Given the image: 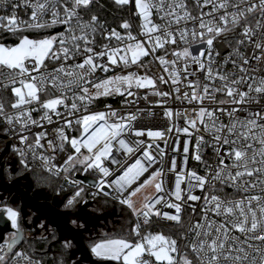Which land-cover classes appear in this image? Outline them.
Here are the masks:
<instances>
[{
	"label": "snow or ice",
	"instance_id": "snow-or-ice-1",
	"mask_svg": "<svg viewBox=\"0 0 264 264\" xmlns=\"http://www.w3.org/2000/svg\"><path fill=\"white\" fill-rule=\"evenodd\" d=\"M114 2L135 9L134 14L141 18L140 31L133 35L131 25L125 21L120 25L126 30L124 35L112 29L104 36L107 40L115 38L118 45L104 44L100 51H95L98 27L103 28L99 17L93 14L85 21L79 14L81 9L90 8L93 0H65L63 4L60 0H36L34 4L23 0L25 6L33 9L30 21L18 19L16 8L20 5L17 4L12 5L11 15L0 16V29L16 37L12 44L0 41V70H6L0 71V75L5 76L0 84L13 94L10 107L17 110L15 115L7 114L5 104L0 100V118L9 126L6 132L15 131L12 126L19 124L20 142L26 143L28 137L22 133L29 129V125H38L32 112L43 110L40 120L51 124L53 115L62 116L60 108L69 116L83 108V114L75 119L76 125L80 126L78 137H69L61 127L59 144L46 141L53 153L57 150L63 152L65 145L73 150L61 165L54 163L55 155L37 152V149H45L41 140L46 139L47 133H37L34 143L28 144L27 148L33 160H39L46 172L56 177L63 173L65 182L76 189L67 197L66 209L73 210L78 203H88L84 198V181L70 175L80 171L97 176L91 185L96 191L89 193L94 199L101 194L107 197L115 193L113 198L132 211L135 223L128 236L105 235L89 245L91 255L95 257L93 264H264V104L261 103L264 101V75H258L264 71V0H194L198 15L192 14L186 0H171L167 5L166 0ZM0 4L7 7L8 0H0ZM205 8L208 11H204ZM153 10L161 20L170 19L166 24L154 23ZM49 11L51 20H44ZM257 12L259 18L253 24L250 17ZM181 21L198 22V25L194 23L191 29L184 27L172 31V23L180 24ZM57 25H63L64 31L44 37L26 34ZM178 40L184 46L173 48L169 53L165 46L176 45ZM232 41H235L234 45ZM216 44H224L230 51L214 68L216 58L220 57ZM249 47L252 48L250 55L247 52ZM160 50H164L165 55L157 56ZM167 55L173 59H167ZM77 57H80L78 62ZM149 57L159 62L167 79L164 75L139 74L143 68L151 71L153 60L145 62ZM179 61L183 64L177 68ZM49 62H55L51 69ZM229 63L234 70L222 71ZM133 66L136 71L115 73L116 68L130 69ZM98 71L105 76L98 78ZM109 72L114 74L107 75ZM200 73L208 83L201 86L199 79L187 80L188 76ZM182 76L191 90L190 94L184 92L183 98L199 106L193 109V117L185 116L188 126L175 130L188 133L190 126L199 131V123L205 131H212L218 164L214 172L209 170L201 176L195 170L177 172L176 160L172 159L168 171L175 174L173 188L166 190L162 166L165 152L159 144H155L157 153L154 154L152 149L157 138L163 139L173 129L138 128L136 122L142 111L139 108L123 115L111 104H106L103 111L89 112L88 109L95 100L116 95L124 97V105L135 104L136 99L129 100L128 97L138 99L140 89H150L153 95L168 97L169 92L157 89V80L161 83L170 80L178 94L177 99H180ZM217 81L219 87L215 86ZM49 92H52L51 98L41 100V94ZM217 94L223 97L219 101ZM143 99L148 97L145 95ZM205 101L216 107L204 106ZM217 113L226 114L229 123L220 121ZM238 113L246 115L241 118ZM165 115L171 117L173 113L168 109ZM72 124V120L64 117L65 126L71 128ZM202 141L203 136H199L193 157L198 162H203L200 155ZM14 150L21 156L20 163L28 169L25 152L19 148ZM173 150H180L178 141ZM183 152L187 154L189 148L183 147ZM158 163L161 166L153 168ZM184 164H187V156ZM209 177L245 195L239 199H224L215 194L203 196L200 219L190 222L179 238L163 232L154 233L150 229L153 218L183 227L185 206L192 207L195 213V207L188 202L202 199L193 190L199 188L203 191ZM258 185L259 194H248ZM211 187L215 190V184ZM148 188H153L154 193H146L144 201L137 207L134 198ZM167 210H174V213ZM2 218H6L15 229L10 233V239H5L0 232L3 241L0 253H4L0 255V264H5L7 252H12L24 239L21 226L24 218L19 207H13L7 198H0ZM80 219L79 215L75 219L69 216L70 222L78 229L86 230L85 223H78ZM79 235V232L74 233L72 239ZM181 241L187 242L183 250ZM64 247L71 249L72 240L66 237ZM19 259L32 264L31 257L22 251L15 253L14 260Z\"/></svg>",
	"mask_w": 264,
	"mask_h": 264
},
{
	"label": "built area",
	"instance_id": "built-area-1",
	"mask_svg": "<svg viewBox=\"0 0 264 264\" xmlns=\"http://www.w3.org/2000/svg\"><path fill=\"white\" fill-rule=\"evenodd\" d=\"M111 3L114 5L118 6L114 0H109ZM42 2V0H41ZM65 0H60V3L63 4ZM168 2H171V0H166V5ZM30 3H36V0H30ZM94 3V0H93ZM92 3V4H93ZM188 9L192 12L193 15H198L199 14V9L196 8L194 0H186ZM17 4L20 5L19 7L16 8V15L18 19L20 20H25V21H30L31 13L33 9L31 7L25 6L23 4V0H8L7 7L3 6L0 4V16H9L12 13V5ZM165 5V7H166ZM59 7V5H58ZM122 7V6H120ZM127 9L126 12V21L131 25V32L133 35H137V33L140 31V25H141V18L137 15L134 14L135 9L130 7V6H124ZM231 10V9H229ZM179 11V10H177ZM204 11H208L207 8L204 9ZM62 13V9H61ZM80 16L83 17L85 21L90 20L91 15H93V8L92 5L88 9H81L80 10ZM99 17V16H98ZM259 18V13L257 12L254 16L250 17V20L252 23H255V20ZM44 20H51V12H47L44 17ZM152 19L154 23L157 24H166L168 19L170 18H165L164 20H161L159 18V15L153 10V16ZM100 24L103 25V28L98 27V31L95 36V51H100L102 50V45L104 44H110V46L115 47L118 45V41L115 38H112L111 40H107L104 38L105 35H107L108 31H111L112 29H116V31L120 32L122 35L125 34L126 30L122 29L121 27H113L106 23L103 19L99 17ZM75 24V21H73ZM194 23L198 25V22H193V21H188L185 23L184 21H181L180 24L172 23L171 25V30L176 31L179 28H184L187 27L191 29L194 26ZM107 30V31H106ZM64 31V26L63 25H57L48 29L44 30H39V31H30L26 33L30 37H44L48 35H55L58 32H63ZM238 31V30H237ZM31 33H37L38 35L35 36ZM31 34V35H30ZM16 40L15 36H12L10 33L5 32L3 29H0V41H3L8 44L14 43ZM233 45L235 44V41H232ZM184 45L180 43V41H177L176 45H166V49L170 53L173 48H182ZM216 49L220 52V57L216 58V65H214V68L219 66L222 63L223 58L228 54L230 51V48H228L224 44H216L215 45ZM252 51V48L249 47L247 52L250 55ZM157 56L159 55H165L164 50H160L156 54ZM167 59H173L171 55L166 56ZM80 60V57H77V62ZM153 60L152 57L146 58L145 62ZM69 63H72V61H69ZM253 64H255V61H252ZM183 61H179L177 63V68L182 67ZM55 66V62H49V69ZM191 70V69H190ZM224 72L228 71H233V66L231 63L228 65L224 66L222 69ZM0 71H5L6 70H0ZM129 71H136L135 66H133L130 69H121V68H116L115 73H122L126 74ZM147 72L149 76H158V75H164L165 78L167 79V73L163 71V68L159 65L158 61L153 60V63L151 65V71H148L146 68L140 69L139 74L143 75ZM113 72H109L107 75H113ZM258 75H264V71L260 72ZM96 76L98 78H103L105 76V73L103 72H97ZM199 79L201 86L204 83H208V81L204 80V75L203 73H200L198 76H188L187 80H197ZM5 76L0 75V81H4ZM187 80L183 78L182 76V82L179 85L180 87V99H177V93L174 90V86L171 85V81L169 80L168 83H161L159 80H157V89L161 92H169L170 95L168 97H160L152 94V90L150 89H140L137 92L138 99L136 97H128L129 100L136 99V103L132 105H124V97H120L119 95L116 96H110V97H101L97 100H95L92 104L89 105V112H95V111H103L105 110V105L106 104H111L113 109H116L119 114L123 115L128 112H136L137 108L141 109L142 111L138 114L139 119L136 122V126L138 128H145V129H152V130H159V131H166L168 128H172L173 130L171 133H166L163 139L157 138L155 140V143L153 145L152 152L155 154L157 153V149L155 147V144H159L160 149H162L165 152V155L162 158V166L164 170V187L166 190L172 189L173 188V182H174V173H171L168 171L170 167V161L172 159L176 160V165H177V172H184L185 169L187 170H195L198 175L205 176L206 173L211 170L215 171L216 165L218 164V158H217V153L214 150L215 146V141L213 137V132L212 131H205L203 126L200 125L199 123L197 124V127L199 128V131H196L192 129L189 126V132L184 133L183 131L177 132L175 130L176 127H179L183 129L184 127L188 126L186 123L185 116L187 115L188 117H193L195 113L193 112L194 108H197L199 105L196 103H188L186 99L183 98L182 94L184 92H191V90L187 87ZM217 87L220 86V82L217 81L216 85ZM135 90V89H134ZM52 92H49L47 94L42 93L41 94V100H45L47 98H51ZM55 95H60L59 92H55ZM69 96L72 95L71 92L68 93ZM147 96L148 99L144 100L143 96ZM223 97L220 94H217V101L222 99ZM0 100H2L5 104V109L7 114L9 115H15L17 110H14L10 107V104L13 102L14 97L13 94L11 93L10 90H5L3 88V85L0 84ZM69 105L71 104V101H67ZM264 104V101L261 102ZM204 106L213 108L216 107L214 104H209L208 101H205ZM225 107H230L229 105H226ZM253 107H256L253 105ZM170 109L173 113L171 117L165 115V111ZM62 113L61 117H57L53 115V123L49 124L47 121H41L40 117L43 115V110L40 111H35L32 112V117L33 119H36L38 121V125H29V129L25 130L22 134L26 135L28 137V141L26 143H21L19 136H20V125L19 124H14L12 127L15 128V131H7L6 130L9 128V126L4 122L3 118H0V131L2 132V135H0V148H5L7 144L10 145L11 148V153L14 155H19L18 152H16L14 149H21L25 152L27 156V161L30 166L37 167L44 171L46 174L58 178L61 180L60 183V189L64 192L63 196V201L66 203L67 197L72 195V193L76 190L73 188L69 183L65 182L64 179V174L61 173L59 177H56L54 175L49 174L44 170L42 167L41 163L39 160H33L31 153L28 151L27 145L28 144H33L35 141V137L37 133H47L46 139L41 140V143L45 145V149H37V152L39 153L40 151H44L45 155H55V161L54 163L57 165H61L63 161L66 159L67 155L70 154L73 150L70 148V146L65 145V150L63 152L57 150V152L53 153L50 148H48L46 141L47 140H52L53 143L59 144L60 141L58 139L59 136V129L61 127L64 128L65 133L69 137H78L80 135V126L76 125L75 119L83 114V108L81 107L80 112L76 113L74 116H69L67 112L64 111L63 108L59 109ZM176 113H180L179 116L176 115ZM219 116V120L222 121L224 124L229 123V119L226 114H221L217 113ZM238 116L243 118L246 113H238ZM64 117H67L68 119L73 121V124L71 128L67 127L64 125ZM199 136H203V141L201 142L200 145V155L202 157L203 162H198L194 160V155L196 153V143H197V138ZM178 141V147L179 151H174L173 146L177 143ZM149 142H151L149 140ZM187 146L189 148V152L185 154L183 152V147ZM227 146H225L226 148ZM259 147V145H257ZM1 150V152L3 151ZM84 151V150H82ZM9 154V155H10ZM185 156H187V164H184V159ZM161 164H155L153 165V168H159ZM208 166H211V169L208 168ZM151 170V169H150ZM71 178L81 180L78 178V176H84L88 177L93 181L97 180V176L91 174H84L83 172L80 171H75L70 174ZM83 181V180H82ZM215 184V190L212 189V185ZM85 187V194L84 198L87 201H92L95 199H105L107 201H110L114 204L120 205V206H126L121 204L117 199H114L113 196H115V193L112 194V196H104V195H99L95 199L89 194L91 192L96 191L95 188L91 187V184L87 183L84 181ZM184 185H182V188ZM186 190V189H185ZM108 191H111L110 189ZM194 194L199 195L202 197L200 201H189V205H192L195 207V213H193V208L189 206H185L184 211H183V227L179 225H175L174 222H168L163 219H157L153 218L151 225L149 226L150 229L155 233V232H163L165 235H171L176 238H179L181 232H186L187 227L190 222H196L200 219L201 216V208L204 204L203 201V196H211L213 194L219 195L224 199H239L243 195H245L242 192H236L233 188L231 187H224L222 186L219 182L212 181L211 178L209 177L208 183L205 185V189L201 191L199 188H195ZM152 194L154 193L153 188H148L145 190V192H142L141 194H138L137 197L134 198L136 201V206L139 207L140 204L144 201V195L145 194ZM260 193V185L257 186L256 189L251 190L250 193L248 194H259ZM166 198H167V193H166ZM174 199V197H173ZM128 208V207H127ZM129 209V208H128ZM130 214H131V220L132 224L131 226L135 223V217L133 216L132 211L129 209ZM171 213H174V210H167ZM214 219H219L216 217H211ZM166 227V228H164ZM131 228V227H130ZM243 239V238H241ZM187 243L185 241H181V249L183 250L184 244ZM22 251L24 252L27 256L31 257L29 254L28 250L25 249L24 247L17 246L13 249L11 253L7 252V249L5 248V252H7V255L5 256V264H26V262L23 259L19 260H14L15 253ZM4 253H0L2 255ZM32 264H41L37 259L31 257Z\"/></svg>",
	"mask_w": 264,
	"mask_h": 264
},
{
	"label": "trees",
	"instance_id": "trees-1",
	"mask_svg": "<svg viewBox=\"0 0 264 264\" xmlns=\"http://www.w3.org/2000/svg\"><path fill=\"white\" fill-rule=\"evenodd\" d=\"M92 8H93V14L99 16L106 23H108L113 27H120V25L126 21L127 9L124 6L122 7L116 6L113 3H111L109 0H94V3L92 4ZM31 34L32 36L38 35L37 33H31ZM0 135H2L1 131H0ZM0 154H1V150H0ZM20 160L21 157L14 155L13 162L15 165V171L9 181L21 182L23 178H28L35 190L46 191L49 194V196H51L52 198L62 199L60 203L56 204L57 209H59L61 213L64 211L72 212L77 210L79 203L76 205V208L73 210H68L65 208V202L63 201L64 192L60 189V183H61L60 179L54 178L46 174L41 169L34 166L29 165V168L25 169L23 165L20 163ZM38 197L40 199L42 198L46 199L41 196ZM8 202L14 207H19V209L21 210L22 217L24 218L23 215L27 212V211L25 212V208L27 209V207L24 208L23 206L24 204H21L20 206H16L13 203H11L9 200ZM108 202H109L108 203L109 208L114 209L115 214H118V211L119 209H121V206L114 204L110 201ZM62 218L67 220L64 215H62ZM85 218L86 220L88 219V223L91 222V219L89 217H85ZM131 224H132V220L130 219L127 228L125 229L120 228L117 230H113L112 232H109L105 235L110 237L128 236ZM49 225L51 224L49 223ZM21 226L24 232V240L22 244H20V247H24L25 249H27L31 257L37 259L39 262H41V264H71L72 251L66 249L64 247V243L62 242V238L66 234L64 231L56 227H53L51 225L53 227V232L50 235L46 237L35 238V237H28L26 235L28 229L24 219L22 221ZM105 235L100 237L96 236L94 238L87 240L84 239L88 249L90 250L89 245L93 241L102 239L105 237Z\"/></svg>",
	"mask_w": 264,
	"mask_h": 264
},
{
	"label": "rangeland",
	"instance_id": "rangeland-1",
	"mask_svg": "<svg viewBox=\"0 0 264 264\" xmlns=\"http://www.w3.org/2000/svg\"><path fill=\"white\" fill-rule=\"evenodd\" d=\"M0 149L2 150L3 148ZM13 158H14V154L11 153L4 159L1 165L0 177L2 183L6 184L9 182L10 183L19 182V181H9L15 171ZM19 183L22 189H24L30 195L41 196L46 198L47 200H50L55 208H57L56 204L62 201V199L59 198H52L51 196H49V194L46 191L35 190L28 178H23ZM17 197L18 196L14 194L10 195V194L0 193V198H7L14 205L20 206L23 203H19L21 202V200ZM108 203L109 202L105 199H95L92 201H88L87 204L79 203L77 210L72 212L64 211L62 212V214L66 217L68 222L71 225H73L75 228L77 227L76 225L70 222L69 216H71L73 219H75L77 215L81 217L78 223H85L87 230L83 235V239L85 240L94 238L96 236L98 237L104 236L105 234L120 228L122 229L127 228L131 219V214L127 206L125 207L121 206V209H119L118 214H115V210L109 208ZM25 212L26 213L23 216H24L25 224L28 229V231L26 232V235L28 237H35V238L46 237L53 232V227L49 225L46 219L41 218L36 211L27 208L25 209ZM85 217H89L91 219V222L88 223V219L86 220ZM41 225H43V227H41ZM80 230H84V229H80ZM66 237L72 240L70 236H67L65 234V236L62 238L63 243ZM72 244L73 247L69 249L72 251L71 264H91L90 262L85 261L82 255L77 251L76 247L74 246L73 240H72Z\"/></svg>",
	"mask_w": 264,
	"mask_h": 264
},
{
	"label": "water",
	"instance_id": "water-1",
	"mask_svg": "<svg viewBox=\"0 0 264 264\" xmlns=\"http://www.w3.org/2000/svg\"><path fill=\"white\" fill-rule=\"evenodd\" d=\"M11 148L10 145L7 144L6 147L3 149V151L0 154V174H1V165L4 161V159L10 154ZM79 179L93 185L95 181L91 180L88 177L84 176H78ZM0 193L4 194H16L20 198L21 202L38 212L43 218H45L53 227H56L58 229H61L64 231L68 236L73 237V234L76 232H79L80 235L76 237V239H72L74 242V246L76 247L77 251L83 256L85 261L90 262L93 264V261L95 258L91 255L90 250L85 244V241L83 239V235L87 230H80L75 228L73 225H71L67 220L63 219L59 215L56 214L55 210L51 207V205L40 202L34 197H32L28 192H26L22 187L20 186L19 182L16 183H2L1 177H0ZM15 229L11 228V224L9 221L6 220V218L0 219V232L3 233L5 239H10V233L14 232ZM24 235V232H23ZM24 240V239H23ZM22 241H20L15 247L20 246L22 244ZM3 241L0 240V243ZM13 251V250H12ZM11 253V252H8Z\"/></svg>",
	"mask_w": 264,
	"mask_h": 264
},
{
	"label": "flooded vegetation",
	"instance_id": "flooded-vegetation-1",
	"mask_svg": "<svg viewBox=\"0 0 264 264\" xmlns=\"http://www.w3.org/2000/svg\"><path fill=\"white\" fill-rule=\"evenodd\" d=\"M10 183V182H9ZM11 195V194H10ZM14 195H16V194H14ZM18 196V195H17ZM32 197H34L35 199H37L38 201H40V202H44V203H47V204H49V205H51V207L55 210V212H56V214L57 215H59L60 217H62V213L57 209V208H55L54 207V205L51 203V201L50 200H45V199H40L38 196H34V195H31ZM17 198H19V197H17ZM20 199V198H19ZM22 203V202H21ZM24 206V208L25 207H27V206H25V205H23ZM27 208H29V207H27ZM26 209V208H25ZM31 209V208H30ZM35 211V210H34ZM38 213V212H37ZM38 215H40L39 213H38ZM40 217L41 218H43L41 215H40ZM45 219V218H44Z\"/></svg>",
	"mask_w": 264,
	"mask_h": 264
}]
</instances>
